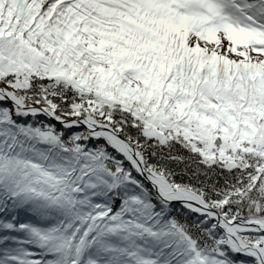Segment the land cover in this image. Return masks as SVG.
Instances as JSON below:
<instances>
[{
	"label": "snow or ice",
	"instance_id": "1",
	"mask_svg": "<svg viewBox=\"0 0 264 264\" xmlns=\"http://www.w3.org/2000/svg\"><path fill=\"white\" fill-rule=\"evenodd\" d=\"M0 264H264V0H0Z\"/></svg>",
	"mask_w": 264,
	"mask_h": 264
}]
</instances>
